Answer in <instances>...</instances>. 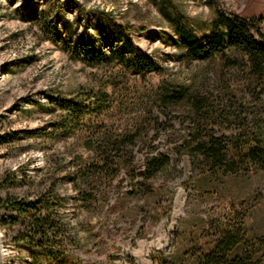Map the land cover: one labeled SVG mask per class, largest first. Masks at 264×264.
<instances>
[{"label": "rangeland", "instance_id": "rangeland-1", "mask_svg": "<svg viewBox=\"0 0 264 264\" xmlns=\"http://www.w3.org/2000/svg\"><path fill=\"white\" fill-rule=\"evenodd\" d=\"M177 1L187 15L204 21L212 20L218 2L240 18L264 19V1ZM77 2L87 13L80 11ZM94 9L110 11L117 21L132 23L134 48L111 38V23ZM179 42L152 0H0V133L11 134L0 145V177L6 172L18 177L0 194L35 193L56 162L71 156L76 137L51 136L48 122L55 115L50 112V95H70L82 85H93L94 78L120 70L130 86L149 88L182 67ZM69 46L75 55L68 51ZM92 48L103 51L109 65L85 60ZM135 61L144 63V68L127 66ZM144 114L136 106L117 117L133 123ZM174 123L181 127L179 121ZM166 126L159 132L150 129L149 136L138 143L133 159L135 180L122 170L120 190L138 189L135 196L121 200L123 207L109 210L119 196L114 190L106 212L87 211L75 199L71 181L60 187L68 197L67 218L76 226L78 237L69 245V252L82 264H159L172 257L188 263L198 251L212 246L218 230L230 218L242 216L248 234L264 236V172L215 184L194 171L189 155L175 152L181 139L175 141ZM159 156H166L168 165L156 176L147 177V164ZM138 207L142 209L135 217ZM258 254L260 260L255 264H264V244ZM22 256L8 239V229L0 227V264H29V255Z\"/></svg>", "mask_w": 264, "mask_h": 264}, {"label": "trees", "instance_id": "trees-1", "mask_svg": "<svg viewBox=\"0 0 264 264\" xmlns=\"http://www.w3.org/2000/svg\"><path fill=\"white\" fill-rule=\"evenodd\" d=\"M152 2L181 39L182 67L144 90L130 86L120 70L100 75L93 85H82L70 95H50V112L55 115L48 122L51 136L76 137L71 156L56 162L35 193L0 194V227L8 229L19 257L29 255V264H82L69 252L78 237L76 226L67 218L68 197L60 187L71 181L75 199L87 211L106 212L114 190L119 196L109 210L123 207L121 200L135 196L138 189L121 191L119 177L126 169L135 180L136 147L152 128L159 132L167 125L173 139H181L175 152L189 155L194 171L220 186L219 181L229 177L264 172V19L240 18L218 2L212 20L204 21L187 15L177 0ZM93 11L111 23V38L134 48L132 23L117 21L110 11ZM67 48L76 54L73 47ZM91 50L85 60L109 65L103 51ZM127 66L142 70L145 64L135 61ZM136 106L146 112L137 121L122 122L117 117ZM10 137L0 133V145ZM167 165L166 156L153 157L145 174L156 176ZM16 180L15 172H6L0 177V192ZM141 209L137 208L135 217ZM263 237L248 234L244 216L230 218L212 246L198 251L190 262L172 257L159 264H255Z\"/></svg>", "mask_w": 264, "mask_h": 264}, {"label": "bare ground", "instance_id": "bare-ground-1", "mask_svg": "<svg viewBox=\"0 0 264 264\" xmlns=\"http://www.w3.org/2000/svg\"><path fill=\"white\" fill-rule=\"evenodd\" d=\"M254 1H259V2L261 1V2H263L264 0H254ZM182 196H183V194H180V196L178 198V204L181 203L180 199L182 198Z\"/></svg>", "mask_w": 264, "mask_h": 264}]
</instances>
